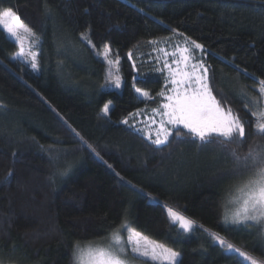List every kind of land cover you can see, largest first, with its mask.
<instances>
[{
    "label": "trees",
    "instance_id": "obj_1",
    "mask_svg": "<svg viewBox=\"0 0 264 264\" xmlns=\"http://www.w3.org/2000/svg\"><path fill=\"white\" fill-rule=\"evenodd\" d=\"M7 7L39 43L34 70L13 58L18 46L0 28V264H74L77 244H104L124 221L179 252L180 264H248L213 232L264 259L257 231L224 221L229 188L251 174L233 150H264L242 99L264 80V0H0ZM181 39L204 46L198 57L213 94L245 122L242 143H201L183 130L155 146L132 126L133 114L164 101L153 42ZM105 45L151 98L132 106L109 91ZM167 207L197 227L183 232Z\"/></svg>",
    "mask_w": 264,
    "mask_h": 264
},
{
    "label": "snow or ice",
    "instance_id": "obj_2",
    "mask_svg": "<svg viewBox=\"0 0 264 264\" xmlns=\"http://www.w3.org/2000/svg\"><path fill=\"white\" fill-rule=\"evenodd\" d=\"M0 25L3 26V31L8 36L14 38V43L18 46V51L13 56L22 57L26 61L30 60L31 66L35 70L38 67L37 55L31 49L38 43V37L35 36L32 29L20 20L17 12L11 7L0 9ZM81 35L82 38L87 39V32ZM30 37L31 39H29ZM88 43H92L90 39H88ZM194 50L203 52L204 46L195 40H190V44H186L184 47L177 46L171 53L173 58L171 63L167 59L169 54L164 53V68L168 70L172 85L167 89L170 94L166 95L167 102L162 103L158 109L152 110L153 116H159V121L149 117L147 130L138 129V131L143 132L145 138L155 146L166 145L174 132L176 135H184L183 130H187L186 134L198 139L201 143H212L214 138H223V141L230 142L237 137L242 143L246 137L245 122L234 114L231 108L223 107L221 101L213 95L208 83L207 67L202 60L193 62L195 59ZM161 51L164 50L161 49ZM109 53L110 47L105 45L102 53L104 59L110 68L114 65L118 67L119 60L109 59ZM109 80L113 81L117 88L120 87V77L118 75L113 77L111 71H109ZM260 84L262 86L260 94L264 96V80H261ZM136 92L142 93L143 96L149 95L139 88L136 89ZM158 95L165 96V92L161 91ZM110 103H105L101 109V113L105 117L110 111ZM252 115L257 118L255 134L264 136V109L260 112H253ZM123 123H128L127 117ZM88 147L91 148V145ZM91 150L96 152L94 148ZM96 155L99 156V153L96 152ZM232 155L237 165L250 170L251 174L235 188L229 203H234L238 207L231 216H225V223L248 226L251 222L253 227L264 225V150L250 147L243 156L234 150ZM109 167L111 166L109 165ZM67 172L68 170L65 169L60 172V175H67ZM166 210L173 224H178L183 232L189 233L197 227L195 221L174 208L167 207ZM120 227H127V221H124ZM128 233L126 243L117 230L113 233L112 240L107 246L94 247L90 242L87 247L82 248L77 244L74 249V264H129L127 259L129 250L133 259L159 261L160 264H180L179 252L149 239L130 227H128ZM261 234L264 235V233ZM210 235L212 240L222 248L238 253L250 264H264V259L234 248L233 244L227 242L218 233L213 232Z\"/></svg>",
    "mask_w": 264,
    "mask_h": 264
},
{
    "label": "rangeland",
    "instance_id": "obj_3",
    "mask_svg": "<svg viewBox=\"0 0 264 264\" xmlns=\"http://www.w3.org/2000/svg\"><path fill=\"white\" fill-rule=\"evenodd\" d=\"M259 19H261L262 21H264V9L262 10H259ZM264 24V22H263ZM0 28L3 30V26L0 25ZM8 36V35H7ZM10 37V36H9ZM13 41H14V38L10 37ZM31 39V37L29 38ZM39 43V41H38ZM38 43L32 47V51H34L36 53V55L38 54L37 51H38V48H37V45ZM186 44H190V40L188 39H181L179 41H175V42H171V41H167L164 40V41H157L156 43L153 42V50H154V54H155V65L157 67L158 70L164 72L165 74V80L168 81L166 85V89L164 90L165 92V96H164V101L162 103H165L167 102L166 101V95L170 94L167 92V89L168 88H171L172 85L170 83V77H169V73H168V70L164 68V62H165V55L164 53L167 52L169 55L167 57L169 63H171L172 61V56H171V53H173L175 51V48L177 46L179 47H184ZM161 49H163L164 51H161ZM18 51V49H17ZM73 52L76 51L79 56L82 55V51L79 49V48H75L72 50ZM104 51V48L102 49L101 53H100V57L103 61H105L106 65H107V72H108V78L106 79V83L109 87V91L113 92L114 94H119V96H122L124 93H125V96H127V99L129 101V103L132 105V106H136V105H140L139 103L141 101H145L149 98H151V91L148 92L147 89L145 87H142L140 85H138V83L132 81V80H128L124 71H122L121 69L119 70V63H118V67L117 66H112L110 68V66L108 65L107 61L104 59V56L102 55ZM16 53V52H15ZM193 55H194V61H200L199 60V57L198 55H200V50H194L193 52ZM13 58L15 60H17L18 62H22V63H25L27 64L29 67L32 68L31 66V61L28 60H24L22 57H14ZM178 58V56H177ZM109 59H112L113 61H116V59L113 57V55L111 54V51L109 53ZM174 66V65H173ZM109 71L112 72V75L113 77L115 76H119L120 77V81H121V84H120V87L117 88L114 84L113 81L109 80ZM210 80L208 79V83H209V87H210ZM262 86H257V87H254V92L250 91V90H247V89H243V93H242V99H245V106L246 108H248L249 110H251V112H260L262 109H264V96H262L260 94V88ZM139 88L142 90V92H147L149 95L148 96H143L142 93H137L136 92V89ZM212 90V89H211ZM124 92V93H122ZM213 93V92H212ZM214 95V94H213ZM124 96V97H125ZM108 102H111L110 103V109L111 107L113 106L114 104V100L111 99V101H108ZM107 102V103H108ZM223 106V105H222ZM160 106L156 107L155 109H158ZM224 107V106H223ZM226 108V107H225ZM133 118H132V126L135 127L137 130L138 129H145L147 130V126L149 124V117H153L155 120L159 121V116H153V112L152 110L149 111V112H146L144 111V113L142 112H137L135 114ZM256 121H257V118L255 117ZM60 128L62 129V133H64L66 136H69L70 138H72L73 140H75L74 136L72 135V133L69 131V129H66L64 126L60 125ZM141 132V131H140ZM143 134V132H141ZM144 135V134H143ZM145 136V135H144ZM153 138H155L153 136ZM249 175H247L246 178L238 181L236 183V185H234L233 187L229 188V191L227 192L226 196H225V206H224V211L225 212V215H224V221H225V216L228 215V216H231V214L236 210V208L238 207V205L234 204V203H229V201L232 199V196L234 195V190L235 188L241 183V181L245 180L248 178ZM236 228H240L242 229L244 232L246 233H253L252 231H257L258 235H260V237H262L263 241H264V235H262L261 233H264V225H260L258 227H253L251 226V222L249 223L248 226H241V225H234ZM128 223H127V227L125 228H120L118 229L119 231V235L122 237V239L125 241V243L127 242V238H128ZM131 228V227H130ZM117 232V231H116ZM143 235V234H142ZM112 236H113V233L109 235L108 239L104 242V244L102 243H95V244H92V246H107L111 240H112ZM151 239V238H149ZM153 240V239H151ZM89 245V243H86L80 247H87ZM127 259L129 261V264H160L159 261L157 262H153V261H145L143 259H133L132 258V254L129 250V253H128V256H127ZM180 259V257L178 258ZM247 262L248 264H250V262L248 261H245Z\"/></svg>",
    "mask_w": 264,
    "mask_h": 264
}]
</instances>
